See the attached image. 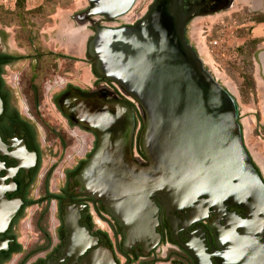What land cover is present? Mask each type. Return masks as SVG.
<instances>
[{
  "label": "water",
  "instance_id": "obj_1",
  "mask_svg": "<svg viewBox=\"0 0 264 264\" xmlns=\"http://www.w3.org/2000/svg\"><path fill=\"white\" fill-rule=\"evenodd\" d=\"M88 2L76 20L95 32L89 55L115 90L73 89L58 105L74 126L97 138L76 179L86 194L120 222L127 242L156 238V198L176 212L202 198L212 207L264 210V182L246 145L236 98L185 35L191 20L228 10L235 0H155L137 24L121 28L99 20L128 15L136 0ZM128 101L145 125L147 164L130 160L136 122Z\"/></svg>",
  "mask_w": 264,
  "mask_h": 264
},
{
  "label": "flooded vegetation",
  "instance_id": "obj_2",
  "mask_svg": "<svg viewBox=\"0 0 264 264\" xmlns=\"http://www.w3.org/2000/svg\"><path fill=\"white\" fill-rule=\"evenodd\" d=\"M145 1L136 0L134 7ZM149 1L148 8L155 0ZM136 14L140 15L139 9ZM139 17L135 24L141 20ZM121 18L114 22L100 18L99 24L109 27L108 24ZM198 18L191 20L186 28L189 42V29ZM121 22L116 28L135 25L128 24L127 20ZM8 45L5 37L0 35V264H264V210L228 203H225V209L212 207L205 198L180 212L163 207L161 199H152L159 207L156 238L149 242H127L120 222L103 203L88 196L76 181L97 149L96 136L74 126L55 103L67 121V128L50 129L62 135L69 145L74 139L69 131L75 128L89 135L92 141L87 143L83 139L82 153L65 166L53 189V167L70 146L65 147L61 137L51 139L56 143L54 145L46 142L49 135L43 138L40 122H45H39L33 113V106L39 100L36 76L29 81L28 87L22 78L15 83L19 72L15 68L26 59L12 52ZM87 47L88 44L85 57L93 74L96 61L89 55ZM36 57L29 66L32 70L43 59L40 52ZM53 58L65 57L53 55ZM253 60L258 67L254 71V83L257 75L261 80L264 77L262 48L257 50ZM66 70L67 66L59 69L68 76ZM94 77L95 81L88 88L67 81L54 96H60L58 105L60 99L73 89L83 93L101 87L115 90L111 82L100 76ZM117 97L120 96L117 94ZM135 122L130 160L147 164L142 147L143 121L136 112ZM46 145L52 148L53 157L58 161L44 172ZM253 164L264 182L263 170L257 162Z\"/></svg>",
  "mask_w": 264,
  "mask_h": 264
},
{
  "label": "rangeland",
  "instance_id": "obj_3",
  "mask_svg": "<svg viewBox=\"0 0 264 264\" xmlns=\"http://www.w3.org/2000/svg\"><path fill=\"white\" fill-rule=\"evenodd\" d=\"M19 1L21 0H0V35L5 37L12 52L26 59L15 68L19 71L15 83L17 84L18 78H22L24 85L28 87L29 81L36 76L34 80L40 98L38 113L39 118L40 115L42 117L40 120L45 123L38 121L45 138L46 134H52L51 129L56 130V121L49 106L65 83L68 81L75 86L88 88L95 81L85 57L86 46L94 32L76 20L80 13L88 9L89 2L22 0L25 11L21 12L17 8ZM140 3L133 7L125 19L107 26L116 28L121 25V21L134 22L138 16L140 19L144 18L148 13L150 1L146 0L142 5ZM138 9L140 15L136 14ZM192 25L189 29L191 45L201 51V58L208 63L205 64L206 68L214 73L215 77L218 76V82L228 86L229 89L225 87L236 98L242 125L248 121L253 123L245 142L264 166V84L258 75L257 84L254 81L256 86L252 89L254 71L258 68L253 58L259 48L264 50V0H235L232 8L211 17L198 18ZM72 50L77 52L73 53ZM39 52L43 59H40L37 68L32 70L29 66ZM53 55H64L65 58L57 59L53 58ZM66 66L68 76L59 71ZM69 132L74 136L73 144L70 143V147L63 151L61 160L55 159L52 148L45 146L44 172L58 161L53 167V189L65 166L70 165L71 161L82 153L80 147L83 145V139L87 143L92 141L89 135L77 128ZM46 142L56 144L49 138ZM59 151L62 152L61 149Z\"/></svg>",
  "mask_w": 264,
  "mask_h": 264
},
{
  "label": "trees",
  "instance_id": "obj_4",
  "mask_svg": "<svg viewBox=\"0 0 264 264\" xmlns=\"http://www.w3.org/2000/svg\"><path fill=\"white\" fill-rule=\"evenodd\" d=\"M46 1H51V0H46ZM17 8L19 9V11H21V12H24L25 11V7H24V1H19V3L17 4ZM93 74L95 75V76H97V77H99L98 76V74L96 73V71H95V68H93ZM253 87V88H252ZM251 88L252 89H254L255 88V84L253 83V86H252ZM117 94L119 95V96H121L118 92H117ZM59 98H60V96H56L55 98H54V103L58 106V100H59ZM39 101H40V98H39V100L34 104V106H33V111H34V115L38 118V120L40 121V118H39V113H38V105H39ZM132 106H133V108H134V110H135V112H136V114H137V117L139 118V113H138V111H137V109L135 108V105L133 104V103H131V102H129ZM142 125H143V133H144V129H145V125H144V123H142ZM51 132H52V134H50L49 135V139H56V138H62V135H60V134H57V133H55L54 131H52V130H50ZM62 140H63V142H64V146L65 147H67L68 145H69V143L66 141V139L63 137L62 138Z\"/></svg>",
  "mask_w": 264,
  "mask_h": 264
},
{
  "label": "built area",
  "instance_id": "obj_5",
  "mask_svg": "<svg viewBox=\"0 0 264 264\" xmlns=\"http://www.w3.org/2000/svg\"><path fill=\"white\" fill-rule=\"evenodd\" d=\"M125 18L126 17H124V19ZM128 24L134 25L135 22L131 21ZM51 101H52V103H51V105L49 107L52 110V111L50 110L51 111V115H52L53 119L56 121V126H55L56 127V130H59L61 128H65L66 129L67 128V121H66V119L63 117L62 113L58 110V108L54 104L53 100H51ZM39 110H40L39 112L41 113V109H39ZM139 129H140V124H138L137 130H139Z\"/></svg>",
  "mask_w": 264,
  "mask_h": 264
},
{
  "label": "bare ground",
  "instance_id": "obj_6",
  "mask_svg": "<svg viewBox=\"0 0 264 264\" xmlns=\"http://www.w3.org/2000/svg\"><path fill=\"white\" fill-rule=\"evenodd\" d=\"M73 35V34H72ZM75 36V35H74ZM73 51V53H76L77 51H75V50H72ZM199 52V54H200V56H203L202 55V53H201V51L199 50L198 51ZM78 54V53H77ZM79 55H80V53H79ZM205 55V54H204ZM203 59V58H202ZM205 64H207L208 65V63L205 61ZM214 74V73H213ZM216 78V80L218 81V76L217 77H215ZM223 80V79H222ZM225 82V81H224ZM221 83H222V81H221ZM225 85V84H224ZM226 86V85H225ZM227 88H228V86H226ZM229 89V88H228ZM247 124L248 123H245V125H243L244 126V137H245V139H246V142H247V138H248V133H249V129H248V127L249 126H247ZM250 149V148H249ZM251 151V150H250ZM251 153H252V155H253V157L255 158V160H256V162L258 163V165L261 167V169L263 170V172H264V166H263V164H262V162L260 161V158L259 157H257V155H256V153H254L253 151H251Z\"/></svg>",
  "mask_w": 264,
  "mask_h": 264
},
{
  "label": "crops",
  "instance_id": "obj_7",
  "mask_svg": "<svg viewBox=\"0 0 264 264\" xmlns=\"http://www.w3.org/2000/svg\"><path fill=\"white\" fill-rule=\"evenodd\" d=\"M263 65H264V62H263ZM262 67V65L260 66ZM263 68V67H262ZM263 70V69H262ZM263 75V74H262ZM260 79V78H259ZM260 81L264 84V77L262 78V80L260 79ZM256 84H257V81H256ZM258 85H259V82H258ZM248 129H251V127L253 126V123L251 121H248ZM249 149V148H248ZM250 150V149H249ZM251 152V151H250ZM252 154V153H251ZM257 155V154H256ZM253 156V155H252Z\"/></svg>",
  "mask_w": 264,
  "mask_h": 264
}]
</instances>
